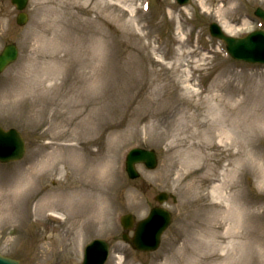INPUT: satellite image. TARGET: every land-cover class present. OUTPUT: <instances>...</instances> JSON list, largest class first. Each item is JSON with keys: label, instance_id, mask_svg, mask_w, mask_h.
Masks as SVG:
<instances>
[{"label": "rangeland", "instance_id": "rangeland-1", "mask_svg": "<svg viewBox=\"0 0 264 264\" xmlns=\"http://www.w3.org/2000/svg\"><path fill=\"white\" fill-rule=\"evenodd\" d=\"M143 1L30 0L19 27V11L0 0V51L11 42L20 49L0 75V126L19 129L28 144L22 162L0 165L1 254L21 264H81L84 246L104 238L107 264L194 263L183 249L186 229L209 215L194 221L190 211L205 203L186 195L197 176L196 161L187 162L197 123L264 119V66L226 57L209 25L245 35L264 0H150L147 12ZM252 125L262 140L249 137L258 148L242 182L234 180L264 204V120L240 129ZM132 147L156 150L158 169L139 166L141 177L129 180ZM160 191L173 196L165 205L173 224L157 252H135L121 240L119 218H145ZM247 261L244 254L233 264Z\"/></svg>", "mask_w": 264, "mask_h": 264}, {"label": "bare ground", "instance_id": "bare-ground-1", "mask_svg": "<svg viewBox=\"0 0 264 264\" xmlns=\"http://www.w3.org/2000/svg\"><path fill=\"white\" fill-rule=\"evenodd\" d=\"M48 2L53 4L55 0ZM233 29L228 27L226 32L232 33ZM238 103L244 105V102ZM260 118H238L232 114L213 123H197V132L192 134L196 142L187 149L188 165L192 160L196 161L197 176L186 186V195L196 197L189 204L200 200L205 204L191 210L194 217L191 214L186 220L193 217L197 221L196 217L204 211L209 215L206 223L196 222L194 225L190 222L186 229L187 241L183 249L194 256L193 264H233L235 259H243L244 254L248 258L246 264H255L264 256H257L256 249L257 246L264 250L261 200L247 197L245 188L234 180L237 178L242 182V175L251 165L250 154L258 148L253 141H247L249 137L262 140L256 126L252 125L249 129L240 127L264 120ZM231 146H238V149L234 151ZM224 161L228 163L224 165ZM51 166L55 168V165Z\"/></svg>", "mask_w": 264, "mask_h": 264}, {"label": "water", "instance_id": "water-1", "mask_svg": "<svg viewBox=\"0 0 264 264\" xmlns=\"http://www.w3.org/2000/svg\"><path fill=\"white\" fill-rule=\"evenodd\" d=\"M18 5L19 8L22 9L25 5L26 0H14ZM182 2V0H181ZM25 15H21L19 18V23L24 24ZM216 30L217 27H214ZM217 36L224 39L227 42L228 47L233 54L238 52L239 54L235 56H239V58L245 59L248 58L254 62H264V33H258L256 36L246 38V39H233L227 38L225 35L216 32ZM240 50V51H239ZM247 51V56L245 55V51ZM17 54V50L15 47H8L4 53L0 56V72L3 70L9 63H11ZM236 54V53H235ZM24 140L22 139L21 135L15 131L11 130L5 132L4 130L0 129V160L3 162L11 161L15 159H20L24 155ZM139 155L135 159L139 160H148V156L145 153H138ZM160 220V221H158ZM169 224L168 214L161 210H154L152 212L151 217L142 224L140 229V235L144 234L150 230H157V235L153 239L154 246H156L159 242L158 234L161 233L162 229H164ZM96 247L89 250L88 257H87V264L96 263L98 259H101V256L96 255ZM0 264H19V262L6 259L0 256Z\"/></svg>", "mask_w": 264, "mask_h": 264}]
</instances>
